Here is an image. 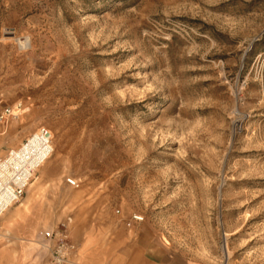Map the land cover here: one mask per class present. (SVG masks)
<instances>
[{"label":"rangeland","instance_id":"1","mask_svg":"<svg viewBox=\"0 0 264 264\" xmlns=\"http://www.w3.org/2000/svg\"><path fill=\"white\" fill-rule=\"evenodd\" d=\"M7 109L0 157L54 135L0 220L16 264L63 223L73 264H264V0H0Z\"/></svg>","mask_w":264,"mask_h":264},{"label":"built area","instance_id":"2","mask_svg":"<svg viewBox=\"0 0 264 264\" xmlns=\"http://www.w3.org/2000/svg\"><path fill=\"white\" fill-rule=\"evenodd\" d=\"M15 116L7 109L0 118ZM54 135L46 126H40L16 148L8 149L0 157V220L4 214L25 196L26 189L38 170L52 155ZM66 183L72 188H79L80 182L67 177ZM120 213V210H117ZM145 217L139 213L131 214L126 220L127 227L143 222ZM41 244L49 251L51 264H70L77 253V245L69 236L67 224L42 233Z\"/></svg>","mask_w":264,"mask_h":264},{"label":"crops","instance_id":"3","mask_svg":"<svg viewBox=\"0 0 264 264\" xmlns=\"http://www.w3.org/2000/svg\"><path fill=\"white\" fill-rule=\"evenodd\" d=\"M36 181L31 183V187H33V185L36 183ZM18 218H19V216H17L15 218L16 220L14 222H17ZM14 222L12 221V223H11V221H10V223L8 225L9 226H16V224H18V223H14ZM14 249H15L14 245L12 247H9V245H8V248H0V264H16V262H15V250ZM35 249H36V247L34 245H31V246L27 245L26 251H24V253L26 252V253L31 255L30 257H31L33 262L35 261V259H33L34 255L36 253ZM77 252H78V249H77ZM74 258H75V256L72 258V262L70 264L74 263L73 262Z\"/></svg>","mask_w":264,"mask_h":264},{"label":"bare ground","instance_id":"4","mask_svg":"<svg viewBox=\"0 0 264 264\" xmlns=\"http://www.w3.org/2000/svg\"><path fill=\"white\" fill-rule=\"evenodd\" d=\"M13 114L17 115V112H15V113H13ZM30 183H32V182H30ZM29 185H30V184H29Z\"/></svg>","mask_w":264,"mask_h":264}]
</instances>
